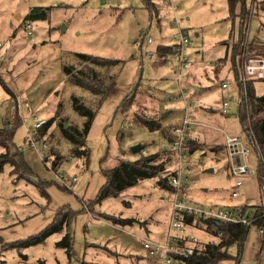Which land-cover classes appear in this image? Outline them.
Wrapping results in <instances>:
<instances>
[{
  "label": "rangeland",
  "instance_id": "rangeland-1",
  "mask_svg": "<svg viewBox=\"0 0 264 264\" xmlns=\"http://www.w3.org/2000/svg\"><path fill=\"white\" fill-rule=\"evenodd\" d=\"M171 1L178 6L176 15L182 29L189 31L193 39L186 55L197 62L183 82V90L186 99L194 100L196 116L205 124L201 126L203 141L198 138L192 142L195 143L193 147L190 144V152L194 147L201 150L191 154L195 163L192 172L194 180L188 189L187 199L204 208L234 206L247 200L254 205L264 203V191L257 175L245 177L241 187H236V179L227 169L229 154L225 147V135L241 136L246 142L248 139L238 115L239 85L233 72L229 74L223 68L227 65L232 70L231 57L241 31L239 18H230L227 0ZM150 2L153 10L160 8V15L154 13L152 18ZM150 2L0 0V42L4 43L6 53V61L0 62V76L22 102H30L34 115L44 118L46 122L56 116L46 132V142L51 149L49 160L51 158L52 161V164H46L37 151L26 143L27 127L34 123L33 116H29L23 108V115H16L12 119L14 94L11 95L0 82V130L5 121L15 123L19 119L22 122L14 142L23 150L22 157L34 174L27 179L20 178L19 174H11L10 164H6L0 173V236L6 243L24 240L52 223L58 210L66 208V212L76 213H72L70 225H65L61 231L51 234L38 245L2 249L0 243L3 264H40L41 260L47 264H161L162 257L144 249L137 236L145 235V227L148 226L154 233L151 236L153 239L156 237L164 241L167 237L166 227L171 222L172 190L157 184L158 180L168 175L166 171L139 181L118 196L104 199L101 204L93 203L88 209H84L82 204V200L95 199L103 185L101 183L106 182L102 168L116 167L120 157L136 158L128 151L132 144L143 143L147 152L153 153L157 147L168 145L169 140H165L161 132H151L147 127L135 123L134 115L138 113L143 118L160 116L162 124H165V138H168L169 128L176 127L184 118L186 108L184 98H178V81L156 76L152 61L142 54L146 50L154 52L164 39L173 41L178 32L177 27L170 24L176 16L164 4H167L166 0ZM247 6L250 13L253 9V14L247 22L243 46L255 39L264 44V0H248ZM34 7L49 10L48 20L31 21L35 32V36L31 37L24 28L23 18ZM18 13L20 16L17 17ZM62 25L66 26L64 32L60 29ZM149 38L153 41L148 42ZM199 49L203 59L196 54ZM81 52L119 60L109 70L110 78L106 84L97 86V89H104L106 96L103 100L100 99L103 95L97 97L76 85L65 72L66 65L81 68L77 56ZM141 66L143 79L140 88L129 100L128 104H132L127 106L128 111L124 112L118 107L135 85ZM158 75L164 76L160 71ZM225 77L230 80V87L223 90L220 82ZM255 87L258 94L264 95V81L255 80ZM224 95L231 104L229 112L222 114L218 106ZM74 96L83 99L96 111L85 141L90 149L88 163L72 154L74 144L64 131L67 129L65 124L80 130L85 127L87 117L76 111ZM209 106H212L210 111L207 110ZM168 111L170 114L165 117ZM121 129L124 133L122 139ZM251 153L246 161L254 167L258 162L257 153L253 150ZM56 156L61 158L58 171L66 179L79 177L69 191L61 187L57 174L51 170ZM200 159L203 164L197 162ZM209 167L215 171L205 172ZM40 180L52 183L45 187L47 195L34 183ZM233 190L238 192L237 197H232ZM101 213L135 218L137 222L116 225L100 217ZM200 227L202 225H188L186 232L197 235L200 244L217 241L215 234ZM248 231L239 264H264L257 226L249 227ZM66 234L74 238V255L71 259L65 248L57 244ZM230 251L237 256L239 248L233 245ZM237 263L233 259L222 262Z\"/></svg>",
  "mask_w": 264,
  "mask_h": 264
},
{
  "label": "trees",
  "instance_id": "trees-1",
  "mask_svg": "<svg viewBox=\"0 0 264 264\" xmlns=\"http://www.w3.org/2000/svg\"><path fill=\"white\" fill-rule=\"evenodd\" d=\"M148 1L150 2L151 0ZM227 2L230 18L234 20L238 17L241 29L239 38L237 39V43H235V50L231 57L235 80L237 85L240 86L242 81V71L240 70H242L241 66H243L242 61L244 63V57H264V44L259 43V41L255 39L250 43L248 41L246 43L247 45L243 46L244 33H246L247 22L253 14V9L251 11V14L247 8L248 0H227ZM149 7L152 9L151 2ZM48 10L49 8L46 7H34L23 18L24 26L28 21L33 22L34 20H48ZM241 47L242 49L241 51H239ZM172 52L173 46L159 45V48L157 49L156 62H160L162 64L166 63V59ZM77 56L79 58V64L81 65V68L66 65L65 72H67L69 79L76 85L80 86L81 88H85L97 97L103 95L100 98L101 100H103L106 96V94L104 93V89H97V86H104L106 84L107 80L110 78L109 70L111 69V67H113V65L118 64L119 60H112L104 58L102 56H94L83 52L77 54ZM237 56H239V59H237ZM240 57H243V59H241ZM255 80L264 81V79H257L253 77L247 80V91L249 92L248 102L249 106H251L250 122H252V131L254 133V136L257 138L258 147L262 153L261 157V155H259L257 151V148L255 147V149H253V151L257 153L258 159V162L256 164V175L259 178L261 190L264 191V95H260L256 91ZM0 82H2V84L5 85L6 89L11 93L8 84L6 82H3L1 76ZM140 85L141 82L138 88L129 94V96L118 107V109H121L124 112L128 111L127 106L129 107V105L132 104V102H130L129 104L128 102L136 95V92L140 88ZM73 98L76 111H79L82 115L84 114L87 117V120L84 123L85 127L83 128V130H80L75 126H68L69 128L65 129L64 131L67 136H69L71 142H73L74 144L72 154L77 158L84 159L85 162L88 163L90 160V149L86 147L85 141L86 135L89 133L92 127L91 125L96 115V111L86 105L83 99L77 96H74ZM59 110L60 107L58 108L57 112H59ZM238 115L240 118V122H242V125L244 127L246 137H248V141H252L253 137L251 131L248 128H245L247 113L244 106H239ZM55 119L56 116L52 117V119L48 120L45 123L42 129L43 133L48 131ZM133 120L135 123L138 122V124L147 127L151 132H161V130H163V124L161 122L162 119H160V116L155 118H149V116H146L145 118H143L142 115H139L137 113V115H134ZM21 124L22 122L19 119H17L15 123H11L10 121H8L0 130V148L4 150L2 153H0V173L3 171L6 164H10L12 166V174H19L20 178L23 177L27 179L30 176H34V174L26 160L22 157L23 150L14 142L15 135L19 130ZM120 133V139H122V136L124 137L122 129L120 130ZM194 141L196 140H193L192 142ZM194 144L195 143H192V147ZM196 149L197 147H194L191 153H193V151ZM128 151L131 153V147L128 149ZM143 152H145V155H142ZM166 153L167 151H165L163 148H157L154 153L153 151L147 152V149L145 147L140 151L139 155H135L136 158L134 159H130L128 156H124L122 158L120 157L116 167L111 169L102 168V172H104V175L106 177V182L101 186V189L98 192L96 198L88 201L85 200V202L82 200V204H86L87 208L91 207L93 203L101 204L104 199L108 197L118 196L121 192L132 187V185L137 184L141 180L158 176L160 173L166 171L167 167L170 164L171 159H169V156L167 157ZM162 154L165 155L166 158L162 156ZM54 160L55 161H53L52 169L58 170L61 158L60 156H56ZM34 183L37 187H39L40 190H42L44 195H47L45 187L52 184H50L48 181L42 180H40L38 183ZM157 184L162 188H171L168 175L158 180ZM61 187L69 191V189L65 188L63 185H61ZM65 209L66 208L58 210L54 221L47 225L44 229L40 230L39 233L31 235L24 240L6 243L4 242L3 238L0 237L2 249L38 245L41 242L45 241L48 237H50L51 234L61 231L65 225H70V218L72 216V213L73 215L75 213L73 211L66 212ZM243 214L253 215L255 217L256 226L264 225V203L257 205H243ZM101 216H103L105 219L111 220L115 224L118 223L120 225H132L134 222H136L135 218H122L120 216L115 217L106 213H102ZM186 217V221L189 224L193 223V221L195 220L193 216L188 215ZM207 224L211 226L214 224V221H207ZM219 228L220 231L224 232V234L222 237L218 238V242L197 244L193 255L181 256L184 264H222L223 261H227L229 259L237 261V264L240 263V255L243 249L242 246L249 232V228L243 223L234 224L227 222L219 224ZM73 239V236H70V234H66L64 239L57 243L59 246L65 248L70 259L74 255ZM233 245H237V247L239 248V253L237 256H234L230 251ZM0 263H4L1 253ZM40 264L47 263H45L44 260H41Z\"/></svg>",
  "mask_w": 264,
  "mask_h": 264
},
{
  "label": "built area",
  "instance_id": "built-area-1",
  "mask_svg": "<svg viewBox=\"0 0 264 264\" xmlns=\"http://www.w3.org/2000/svg\"><path fill=\"white\" fill-rule=\"evenodd\" d=\"M169 6L173 14L176 16L170 24L172 26L175 25L178 32L174 35V40L171 45L173 46V52L166 59V64L174 71L173 77L179 83L180 94L178 98H184L186 112L182 122L173 128V140L168 148L172 163L170 170L171 173L169 172V184L172 187L173 208L170 214L171 222L168 227L167 239L164 243H158L151 239H143L142 243L144 249L150 254H158L162 257L161 264H184L181 256L193 255L196 245L200 243L197 235L186 232V227L188 225H202V229L206 232L215 234L220 238L223 236L224 232L220 231L219 224L226 222L234 224L243 223L249 228L255 225V217L250 214H243V205L204 208L200 204H193L187 200V188L194 180L192 178V172L193 166L195 165L192 161L190 144L193 141V134L197 133V128L203 126L204 123H202L196 116L197 110L193 105L194 100L186 99L183 90V82L188 79V73L197 65L195 61L192 59L190 60L186 55V50L193 44V39L181 27V23L176 15L178 6L171 0H169ZM24 28L27 31V34L31 37L35 36L31 21H28ZM4 51V43L0 42V62L6 61V53ZM142 54L145 55L144 52ZM243 60L244 63L241 72L242 81L240 86H238V107L242 105L246 108L247 119L245 128H248L251 131L253 140L248 141L247 139L246 142L241 136L225 135V147L229 154V169L231 175L236 179V187H241L245 177L257 174L256 166L253 167L246 161V159L252 154L251 151L256 147L259 155L262 157V153L258 147L257 138L252 131V122H250L251 106H249L248 102L249 92L247 91V80L253 77L264 79V57H244ZM229 87L230 82H222V89H227ZM13 94V102L11 104L12 119L14 120L16 115H23V108L29 116H33L34 123L30 127H27L26 143L37 151L46 164H52L51 158L49 160L50 145L46 142V134L42 132L46 120L34 115L30 102H22L14 92ZM230 104V99L225 98L224 96L221 105L218 106V110L222 114L228 113ZM209 107L211 110L212 106ZM197 162L203 164V160L201 159ZM51 170H54L52 169V165ZM54 171L59 178V182L67 189H71V186L79 181L78 176H75L72 179H66L64 174L60 173L58 170ZM231 195L232 197H237L239 194L236 190H233ZM188 215L195 218L191 224L186 221V216ZM210 220L214 221V224L211 226L207 224V221ZM257 230L261 236L264 251V225H257Z\"/></svg>",
  "mask_w": 264,
  "mask_h": 264
},
{
  "label": "crops",
  "instance_id": "crops-1",
  "mask_svg": "<svg viewBox=\"0 0 264 264\" xmlns=\"http://www.w3.org/2000/svg\"><path fill=\"white\" fill-rule=\"evenodd\" d=\"M152 1V0H151ZM166 2H167V4L166 3H164L165 5H166V7L168 6V7H170L169 6V0H166ZM162 8V7H161ZM149 10H150V14L152 15V18L154 17V13H155V15H160V12H161V10H160V8L158 7V8H154V10H153V8L151 9L150 7H149ZM28 13H26L25 15H27ZM25 15H24V17H25ZM18 16H20V14L18 13V15H17V17ZM159 24H160V21H159ZM187 34L189 35V36H191V34H190V32L188 31L187 32ZM144 38V37H143ZM153 41V39H151V38H149L148 39V42H152ZM141 42H143V39L141 40ZM138 44V42H136V45ZM140 45H142V43H139ZM139 45V47H141ZM159 45H166V46H171L172 45V41L170 42V41H168V40H166V39H164V41H162ZM159 45L157 46V48L154 50V52H152V51H147L146 50V52L145 51H142V52H144L145 53V55H144V57H148L149 59H150V61H152V63H153V70L156 72L155 74H156V76H158V77H164V78H166V79H172V80H174L175 81V79H174V71L172 70V69H170L168 66H167V64L166 63H160V62H156V60H157V49L159 48ZM196 54L200 57V59H203V56H201V50L199 49V50H197V52H196ZM225 55V54H224ZM224 55H222V57L224 56ZM152 56H153V58H152ZM222 57H219L218 59H220V58H222ZM194 61V60H193ZM202 61V60H201ZM230 61V60H229ZM196 62V61H195ZM231 63V62H230ZM196 64H197V62H196ZM167 66V67H166ZM197 66V65H196ZM164 68H167V70H164ZM223 68H226L228 71V73L230 74V73H232L233 72V74H234V71H233V69L232 70H229V68L227 67V65H225ZM222 70V69H221ZM153 71V72H154ZM158 71H160V74H163L164 76H162V75H158ZM168 71V72H167ZM224 81H228V82H230V80H228V78L227 77H225V78H222V81L220 82L221 84H222V82H224ZM222 89V88H221ZM11 90V89H10ZM196 91L198 90L197 88L195 89ZM223 90H225V89H223ZM12 92H14V91H12L11 90V95H12ZM15 93V92H14ZM225 96V95H224ZM208 108V107H207ZM207 110H209V108L207 109ZM210 111V110H209ZM169 114H170V112L168 111L166 114H165V117H167V116H169ZM44 119V118H43ZM200 120V119H199ZM201 121V120H200ZM202 122V121H201ZM5 123H7V121H5ZM165 124H163V126H164ZM204 126H205V124H204ZM172 127H175V126H171L169 129H171V130H169V135H168V138H165V135L163 134V130H161V134H162V136H163V138L165 139V140H169V143H168V145H164V146H159V147H157V148H163L165 151H167V153H166V155H168L169 156V159L171 158V155H170V153L168 154V148H169V146H170V144H171V142H172V137H173V129H172ZM45 134H46V132H45ZM202 127H198L197 128V133H195V134H193V140H198V138H202ZM202 140V139H201ZM203 141V140H202ZM202 141H200V143L202 142ZM134 144H138V142H135ZM134 144H132V145H134ZM141 144H143V143H141ZM144 145V148L146 147V145L145 144H143ZM146 149H147V147H146ZM142 150V149H141ZM140 150V151H141ZM148 150V149H147ZM198 150H201V149H196V150H194L193 152L195 153V151H198ZM4 150L2 149V148H0V153H2ZM50 151H51V149H50ZM140 151H138L137 153H133L132 152V150H131V156H134V157H136L135 155H139V153H140ZM191 154H193V153H191ZM171 165H172V163H171V160H170V164H169V166L167 167V169L169 170H166V172L168 173V176H169V172L171 173ZM12 167V166H11ZM195 167V166H194ZM227 169H228V173L231 175V173H230V169H229V165L227 166ZM11 171H12V168H11ZM10 171V172H11ZM11 174H12V172H11ZM106 180V179H105ZM101 184H104L103 182L101 183ZM190 188V184L188 185V188H187V194H188V189ZM171 190H172V187H171ZM91 200V199H90ZM188 200V199H187ZM247 200V199H246ZM171 202H172V197H171ZM191 202V201H190ZM192 203V202H191ZM246 204H250V205H254V203H252V202H250L249 200H247L246 202H242L241 204H239V205H235L234 204V206H241V205H246ZM83 207H84V209H86L87 207H86V204L84 205L83 204ZM172 208H173V202H172V206H171V208H170V213L172 212ZM88 209V208H87ZM85 211V210H84ZM251 211V210H250ZM102 215V213L100 214V217H103V216H101ZM104 218V217H103ZM105 219V218H104ZM108 220V219H107ZM136 222H137V219H136ZM114 223V222H113ZM115 224V223H114ZM118 224V223H117ZM116 224V225H117ZM192 227H193V225H191ZM196 227H199V226H197V225H195ZM168 227H169V224L167 225V227H166V233L168 232ZM145 231H146V234L145 235H138L137 236V238H138V240H139V242H141V244H142V240L143 239H151V240H153V241H155V242H158V243H164L165 241H166V239H167V237L165 236V238H164V241H161V240H158V239H156V237H154V239L151 237L152 235H154V233H152V231L149 229V227L148 226H146L145 227ZM200 229L201 230H204V229H202V227H200ZM205 231V230H204ZM190 232V231H189ZM209 233V232H208ZM159 234V233H158ZM157 234V235H158ZM192 234V233H191ZM167 236H168V233L166 234ZM1 237V236H0ZM211 242H218V237H217V241L215 240V241H209V242H201L202 244H207V243H211ZM198 244H200V243H198ZM93 264V263H92Z\"/></svg>",
  "mask_w": 264,
  "mask_h": 264
},
{
  "label": "water",
  "instance_id": "water-1",
  "mask_svg": "<svg viewBox=\"0 0 264 264\" xmlns=\"http://www.w3.org/2000/svg\"><path fill=\"white\" fill-rule=\"evenodd\" d=\"M65 27H66L65 25H62V26L60 27V29H61L62 32L65 31ZM142 75H143V67L141 66L140 71H139V74H138V77H137L138 79H137L135 85L133 86V88L129 91L127 97L129 96V94H130L131 92H133L134 90H136V89L138 88V86H139V84H140V82H141V80H142ZM127 97H126V98H127ZM126 98H125V99H126ZM65 127L68 129V126H67L66 124H65ZM143 148H144V145L141 144V143L134 144V145L131 146V150H132L133 153H137L138 151H140V150L143 149ZM214 171H215V170H214L212 167H209V168L205 169V172H207V173H209V172H214Z\"/></svg>",
  "mask_w": 264,
  "mask_h": 264
}]
</instances>
